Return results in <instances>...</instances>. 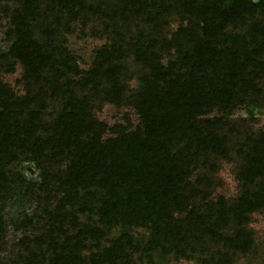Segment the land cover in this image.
<instances>
[{
  "label": "trees",
  "instance_id": "1",
  "mask_svg": "<svg viewBox=\"0 0 264 264\" xmlns=\"http://www.w3.org/2000/svg\"><path fill=\"white\" fill-rule=\"evenodd\" d=\"M0 14V264H264V0H0ZM78 26L106 40L86 71ZM19 66L23 93L2 78ZM107 104L139 124L110 127ZM225 164L234 198L216 195Z\"/></svg>",
  "mask_w": 264,
  "mask_h": 264
},
{
  "label": "rangeland",
  "instance_id": "2",
  "mask_svg": "<svg viewBox=\"0 0 264 264\" xmlns=\"http://www.w3.org/2000/svg\"><path fill=\"white\" fill-rule=\"evenodd\" d=\"M8 20L1 16L0 14V51L7 49V43L5 41V31L7 28ZM69 48L73 55L77 59V63L82 70H88L92 66L93 59L97 50L102 47L105 43V39L95 38L90 35L89 30H86V34L81 32V28L78 26L75 33L68 36ZM23 69L21 66L17 68L16 74L13 75H3L2 78L5 82L15 88L18 92L23 93V87L19 85L18 81L21 78ZM78 78L77 80H79ZM135 85V84H134ZM98 118L101 121L107 123L110 127L117 124H127L131 123L133 127L139 124V117L137 113L128 106L117 107L111 104H107L102 107V109L97 113ZM238 117H248V110L245 108L239 109L235 115ZM256 122L255 128L264 130V109L262 111L255 112ZM19 169L31 170L32 168L28 165L20 166ZM32 177H36V173H31ZM223 181V186L216 191V195H222L226 198H234L238 193V182L233 175L232 167L225 164L223 169L219 174ZM32 210H29L31 213ZM251 228L257 232L259 248L261 255H264V214H256L253 216V222ZM21 234L16 233L13 228L9 229V234L7 237L6 244L4 246L7 252L2 254V257L7 261L9 258V252L14 246L16 239L20 238ZM11 256V255H10ZM242 262L240 264H244ZM172 264H197L196 262L190 261H179L173 262Z\"/></svg>",
  "mask_w": 264,
  "mask_h": 264
},
{
  "label": "water",
  "instance_id": "3",
  "mask_svg": "<svg viewBox=\"0 0 264 264\" xmlns=\"http://www.w3.org/2000/svg\"><path fill=\"white\" fill-rule=\"evenodd\" d=\"M254 2V4H258L260 2V0H252Z\"/></svg>",
  "mask_w": 264,
  "mask_h": 264
}]
</instances>
